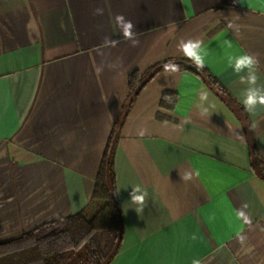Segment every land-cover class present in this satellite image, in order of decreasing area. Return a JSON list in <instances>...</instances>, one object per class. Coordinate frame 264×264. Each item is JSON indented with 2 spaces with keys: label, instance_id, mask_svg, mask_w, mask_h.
<instances>
[{
  "label": "crops",
  "instance_id": "obj_1",
  "mask_svg": "<svg viewBox=\"0 0 264 264\" xmlns=\"http://www.w3.org/2000/svg\"><path fill=\"white\" fill-rule=\"evenodd\" d=\"M182 39L203 42L204 67L243 109L224 39L257 57L264 84V0H0V242L89 206L130 74L187 58ZM245 113L264 160V106ZM251 158L213 86L191 69L155 74L120 128L125 228L110 264H264V177ZM138 183L142 215L128 203Z\"/></svg>",
  "mask_w": 264,
  "mask_h": 264
},
{
  "label": "trees",
  "instance_id": "obj_2",
  "mask_svg": "<svg viewBox=\"0 0 264 264\" xmlns=\"http://www.w3.org/2000/svg\"><path fill=\"white\" fill-rule=\"evenodd\" d=\"M166 65L175 70H193L237 112L251 146L252 167L264 177V160L259 155L251 124L245 110L230 92L205 67L198 70L188 58L161 61L142 75L135 71L129 76L130 94L124 114L115 122L110 134L89 206L79 213L44 223L0 242V264H110L120 250L125 228L116 195L115 153L120 128L142 87L155 74L166 69Z\"/></svg>",
  "mask_w": 264,
  "mask_h": 264
},
{
  "label": "clouds",
  "instance_id": "obj_3",
  "mask_svg": "<svg viewBox=\"0 0 264 264\" xmlns=\"http://www.w3.org/2000/svg\"><path fill=\"white\" fill-rule=\"evenodd\" d=\"M102 10L97 9L96 12L99 14ZM122 19V17H118ZM228 27H232L231 22L228 23ZM133 25L130 21L127 22L126 29L122 33L126 38L132 39L133 45L135 46L138 41L133 39V34L130 29ZM178 49L193 62L194 66L199 70L205 66V58L207 56V49L203 46V42L199 39H188L187 41L181 40L178 45ZM220 47L225 49L226 69H231L233 73L238 77L239 82L246 87L238 95V99L242 103L245 111L254 113L257 106H264V84H258L259 76L258 65L259 61L256 56L248 53L246 50L240 49L238 52H231L233 49V43L230 40L224 39L220 44ZM167 69V65L165 66ZM178 67V66H174ZM189 178V177H185ZM131 192L129 193L130 200L128 203L134 205V209L138 215L144 213V209L148 206L149 192L143 184H135L131 186ZM119 191H117L118 193ZM247 207V205H243ZM245 219V213L242 210H237L236 219ZM243 241L244 237H239ZM195 239V237H193ZM192 264H200L199 260H193Z\"/></svg>",
  "mask_w": 264,
  "mask_h": 264
},
{
  "label": "water",
  "instance_id": "obj_4",
  "mask_svg": "<svg viewBox=\"0 0 264 264\" xmlns=\"http://www.w3.org/2000/svg\"><path fill=\"white\" fill-rule=\"evenodd\" d=\"M189 67H191V68H192L193 66H192V65H189Z\"/></svg>",
  "mask_w": 264,
  "mask_h": 264
}]
</instances>
